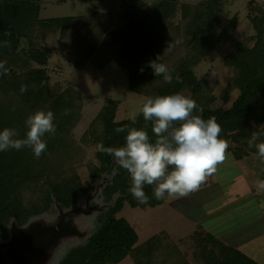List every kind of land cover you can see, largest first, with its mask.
<instances>
[{"label":"trees","instance_id":"obj_1","mask_svg":"<svg viewBox=\"0 0 264 264\" xmlns=\"http://www.w3.org/2000/svg\"><path fill=\"white\" fill-rule=\"evenodd\" d=\"M38 2L0 0V61H6L5 66L10 71V75H0V130L16 128L21 137L26 131V117L36 110H46L58 99V93L48 88L44 69L51 49L31 38L34 26L56 28L62 36L77 18L80 19L88 30L75 35L71 51L75 48L83 60L92 55L103 31L101 27L94 30L88 26L85 16L41 20L37 17ZM217 5L216 0H204L194 6L181 5L180 29L186 37V46L193 52L184 62L167 66L172 76L170 83L165 82L163 76H154L148 67V62L158 56L162 62L165 21L174 11L169 1L161 0L144 11H135L132 7L124 11L122 25L108 30L100 45L108 46L104 63L111 59L125 68L130 90L155 97L187 87L189 97L203 109V118L214 116L222 128L220 138L232 143L236 150L249 147L248 141L254 133L259 137L256 143L264 142V9L250 6L248 16L256 30L253 43L234 40L232 51L225 57L233 67L232 82L238 89L237 95L226 108H211L207 100L201 102L204 82L194 76L190 67L194 57L230 39L234 23L219 24ZM168 24L172 23L168 20L166 26ZM23 37L27 46L18 48ZM4 42L9 46L4 47ZM33 63L36 66H32ZM22 69H28L29 74L26 76ZM22 85L34 95L28 97L26 91L21 93ZM115 107V100L106 99L80 140L90 138L95 145L102 142L105 147H120L126 132L116 133L114 129L123 126L145 129L151 141L156 139L151 122H146L142 114L137 115L135 121L131 118L115 120ZM44 139L47 150L38 159L27 147L0 152V244L11 238L13 228L22 230L37 222L44 223L42 219L46 214L64 218L74 212H86L92 206L91 223L82 229L77 239L58 249L54 264H118L125 256H129L132 264H190L183 256L184 251L166 232H156L138 243L135 229L123 218L116 217L124 202L131 207L162 203L163 200L153 196L154 186L144 188L148 203H138L128 191L131 185L128 173L115 164L110 155L97 151L93 155L97 161L96 175L90 176V181H81L76 167L83 152L73 136L56 125L55 134H45ZM229 148L239 158L240 154ZM250 150L257 154L255 147ZM94 199L99 204L90 205ZM197 232L200 237L194 239L191 253H196L193 257L200 264H255L234 245L210 232Z\"/></svg>","mask_w":264,"mask_h":264},{"label":"rangeland","instance_id":"obj_2","mask_svg":"<svg viewBox=\"0 0 264 264\" xmlns=\"http://www.w3.org/2000/svg\"><path fill=\"white\" fill-rule=\"evenodd\" d=\"M159 1L161 0H39L38 2L37 17L41 20L49 17L85 16L88 17V26L90 25L94 30L100 27L103 29L94 52L84 60L75 48L71 51L75 35L88 30L78 18L62 36H59L56 28L36 25L33 31L34 36L31 37L38 45L51 49L44 69L48 88L58 93V99L45 111L51 110L55 115L54 123L62 130L69 132L81 147L83 156L76 167L81 181H90V176L96 175L97 161L93 156L95 144L90 141V138L81 141L80 137L105 100L110 98L116 101L114 119L119 120L131 118L134 113H137L144 98L150 97L142 91L139 93L127 87L126 70L117 61L110 59L104 63L103 56L108 46L100 45L103 35L108 33V30L122 25L121 16L124 11L131 7L135 11H144ZM167 1L173 5L174 11L165 21L166 37L161 63L169 67L177 61L184 62L193 52L186 46V37L180 29L181 5L194 6L204 0ZM216 2L219 24L224 25L230 21L234 23L230 39L217 43L205 54L194 57L195 60L190 68L194 76L204 82L205 90L202 93L201 102L207 100L211 108H226L237 95L238 89L232 82L233 67L229 65L225 57L232 51L234 40L245 41L247 44L253 43L256 30L249 20L250 6H259L264 9V0H216ZM168 20L172 24L166 26ZM26 46V38H20L18 48ZM78 62L80 63L77 64ZM32 66L36 64L33 63ZM21 72L26 76L29 74L28 69H22ZM175 93L188 97L190 95L187 87H182L172 94ZM26 95L31 97L34 92L27 89ZM65 109L68 110L67 115H64ZM228 144L235 150L232 143L228 142ZM235 152L240 154L239 158H236V155L228 148L225 160L217 165V171L208 177L197 191L190 193L187 197L164 199L160 204L144 207H131L124 202L122 208L116 213V217L123 218L135 229L138 243L156 232H166L180 250L184 251L183 256L190 264H200L193 257L196 253L193 255L191 253L194 239L200 237L197 231L205 233L206 230H210L223 242L236 244L237 249L242 248V246L237 247V244L241 245L242 237L246 236L243 233L249 226L240 224L231 230L225 225L227 222L231 223L234 219H239L242 215L252 218L251 215L255 214L256 209L251 203H264L261 199L264 194H257L254 187L257 179H264V162H261L258 155L252 153L249 147H238ZM243 168L244 171H242ZM220 201L223 202L224 209L215 216L214 208ZM89 204L97 205L99 202L94 199ZM91 210H93L92 206L86 212H74L64 216L61 223L66 226H63L61 230L68 233L54 240L44 254H25L24 264H54L58 249L77 239L82 229L85 230L86 226H89L94 213ZM229 214L232 221L228 220ZM42 222L44 223H38L52 227L56 225L58 219L55 214L49 213L44 215ZM215 222L220 223L224 229L218 230L216 226L215 232ZM252 223H254L252 228L262 226L261 223ZM48 234L49 232L44 233L40 238L44 240ZM260 241L255 240L248 247V249L251 247L254 249L255 253L251 252L255 254L256 259L253 258L255 264H264V241L261 245ZM244 242L248 240L244 239ZM240 250L248 256L243 248ZM118 264H132V262L129 256H125Z\"/></svg>","mask_w":264,"mask_h":264},{"label":"clouds","instance_id":"obj_3","mask_svg":"<svg viewBox=\"0 0 264 264\" xmlns=\"http://www.w3.org/2000/svg\"><path fill=\"white\" fill-rule=\"evenodd\" d=\"M8 47V42H4ZM156 60L148 62L154 76H163L170 83L172 76L168 67ZM0 61V75H10ZM143 72V67L140 69ZM27 87L22 85L21 93ZM200 114H194L196 112ZM203 109L196 101L180 93L157 95L144 98L136 116L143 115L151 122L152 133L156 137L150 140L145 129L136 127H117L116 133H125L124 144L120 147H105L100 142L95 151L110 155L115 164L124 169L131 180L128 188L132 197L140 204H147L149 197L145 186L153 187V196L157 200L179 199L197 191L207 178L217 171V165L226 158L229 144L220 138L221 126L216 118L204 119ZM68 114L65 109L64 115ZM55 115L51 110H36L24 120L26 129L23 137L16 128L5 127L0 130V152L29 148L35 158L47 150L45 134L56 132ZM259 137L254 133L248 141L250 148L255 147L258 158L264 162V142L256 143ZM257 194H264V179L254 182Z\"/></svg>","mask_w":264,"mask_h":264},{"label":"water","instance_id":"obj_4","mask_svg":"<svg viewBox=\"0 0 264 264\" xmlns=\"http://www.w3.org/2000/svg\"><path fill=\"white\" fill-rule=\"evenodd\" d=\"M62 218L60 216L56 225L52 227L37 222L21 232L13 228L11 238L0 244V264H24L25 254H44L47 252L54 240L68 233V231L61 230L64 226L61 223ZM48 232V236L42 240L40 238L42 234Z\"/></svg>","mask_w":264,"mask_h":264},{"label":"crops","instance_id":"obj_5","mask_svg":"<svg viewBox=\"0 0 264 264\" xmlns=\"http://www.w3.org/2000/svg\"><path fill=\"white\" fill-rule=\"evenodd\" d=\"M242 171H244V168L242 169ZM239 194H241V193H239ZM264 198V197H263ZM262 198V196H261V199H262V201L264 200ZM223 202L221 203V201H220V203H218L217 205H216V207L214 208V215L216 216V215H219L220 214V212H221V210L222 209H224V207H222L223 205ZM254 207H255V214L254 215H251V217L252 218H249V216H240L239 217V219H234L233 221H232V219H231V216H230V214H229V218H228V220H231L232 222L230 223V222H227V224L225 225V226H227V229H230L231 228V230H233V227H236L237 225H248L249 227H248V230H246L243 234H245L246 236H244V237H242V239L243 240H241V245L240 244H237V247H240V246H242V248H243V250H244V252L246 253V254H248V256L250 257V258H255L256 259V257L254 256L255 254H252V252L251 251H253L254 252V249H253V247H251L250 249H248V247L250 246V245H252L251 243L252 242H254L255 240L257 241V240H261L260 241V245L262 244V242L264 241V203H251ZM222 213H223V211H222ZM252 222H256L257 224H260V225H262V226H259L258 228H252L253 227V224L254 223H252ZM196 223H197V221H196ZM216 226H217V229L218 230H223L224 228H223V226H221V224L220 223H218V222H215V232H216ZM199 228H200V226H198ZM210 229H213V227L211 228L210 227ZM226 229V230H227ZM209 232H210V230H208ZM207 230H206V232H208ZM237 231V230H236ZM236 231H234V232H236ZM211 233V232H210ZM214 235V234H213ZM244 239L246 240H248V242H244ZM236 244H234V246H235ZM263 247H264V244H263ZM263 247H262V249H263ZM242 248H239V250L240 249H242ZM241 251V250H240ZM242 252V251H241ZM255 253V252H254Z\"/></svg>","mask_w":264,"mask_h":264},{"label":"flooded vegetation","instance_id":"obj_6","mask_svg":"<svg viewBox=\"0 0 264 264\" xmlns=\"http://www.w3.org/2000/svg\"><path fill=\"white\" fill-rule=\"evenodd\" d=\"M47 237V236H46Z\"/></svg>","mask_w":264,"mask_h":264}]
</instances>
